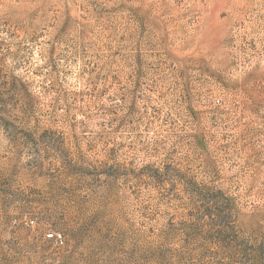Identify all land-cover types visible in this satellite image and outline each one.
Masks as SVG:
<instances>
[{
    "label": "rangeland",
    "instance_id": "1",
    "mask_svg": "<svg viewBox=\"0 0 264 264\" xmlns=\"http://www.w3.org/2000/svg\"><path fill=\"white\" fill-rule=\"evenodd\" d=\"M0 264H264V0H0Z\"/></svg>",
    "mask_w": 264,
    "mask_h": 264
},
{
    "label": "built area",
    "instance_id": "2",
    "mask_svg": "<svg viewBox=\"0 0 264 264\" xmlns=\"http://www.w3.org/2000/svg\"><path fill=\"white\" fill-rule=\"evenodd\" d=\"M47 236L54 240L56 243L62 244L63 243V235L60 232H51L48 233Z\"/></svg>",
    "mask_w": 264,
    "mask_h": 264
}]
</instances>
